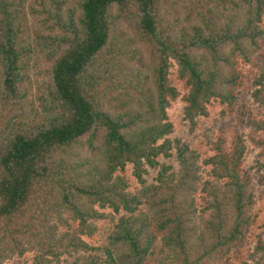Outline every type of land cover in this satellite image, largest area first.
<instances>
[{"label": "trees", "instance_id": "obj_1", "mask_svg": "<svg viewBox=\"0 0 264 264\" xmlns=\"http://www.w3.org/2000/svg\"><path fill=\"white\" fill-rule=\"evenodd\" d=\"M263 41L264 0H0V264L223 263L253 222L248 147L172 140L171 70L194 128Z\"/></svg>", "mask_w": 264, "mask_h": 264}, {"label": "rangeland", "instance_id": "obj_2", "mask_svg": "<svg viewBox=\"0 0 264 264\" xmlns=\"http://www.w3.org/2000/svg\"><path fill=\"white\" fill-rule=\"evenodd\" d=\"M262 43L263 49L254 56L252 65H242V62L239 64L238 72L241 75L243 73L244 78H241V85L238 88L241 92L234 93L238 95V101L233 106H228L221 103L219 99H213L208 106V115L199 117L194 128L185 119L184 113L187 105L185 97L188 91L184 82L177 76V68L174 67L171 70V78L179 94L168 109L169 122L174 129L169 137L187 144L201 155L202 160L216 155L217 145L227 153H234L241 139L248 147L240 172L250 179L254 195L253 222L245 229L243 241L221 264H242L245 261L253 263L251 256L257 246L264 242V129L254 132L256 129L253 124L255 120L264 123V108H260L252 98V81L256 73L254 66L264 64V41ZM160 162L178 169L175 157L172 160L160 158ZM131 173L132 168H129L127 175L130 178ZM156 175L157 171L153 170L146 176V179L151 183ZM133 182L134 186H137L136 181L133 180ZM100 227V234L91 239L87 238L89 243L94 245L103 241V231L107 228V223H100Z\"/></svg>", "mask_w": 264, "mask_h": 264}]
</instances>
